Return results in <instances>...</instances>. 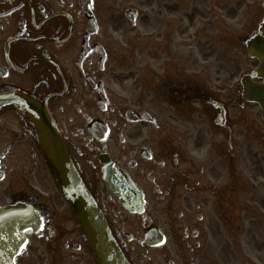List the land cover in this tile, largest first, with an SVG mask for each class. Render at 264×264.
<instances>
[{
  "label": "flooded vegetation",
  "instance_id": "af4514ba",
  "mask_svg": "<svg viewBox=\"0 0 264 264\" xmlns=\"http://www.w3.org/2000/svg\"><path fill=\"white\" fill-rule=\"evenodd\" d=\"M253 3L261 14L264 0ZM196 12L194 0H0V92L44 104L130 264H264V122L241 117L224 17L203 38ZM172 18L186 23L173 31ZM243 40H231L239 53ZM155 44L173 47L163 69ZM3 207L37 223L17 255L0 228V264H96L29 119L10 105Z\"/></svg>",
  "mask_w": 264,
  "mask_h": 264
},
{
  "label": "water",
  "instance_id": "95a60500",
  "mask_svg": "<svg viewBox=\"0 0 264 264\" xmlns=\"http://www.w3.org/2000/svg\"><path fill=\"white\" fill-rule=\"evenodd\" d=\"M245 45L249 57L258 59L260 64L257 70L244 75L241 80L242 101L257 102L264 119V36L260 32L253 33L246 39ZM253 77L263 79V83H254L251 80ZM4 105H11L29 118L43 157L60 192L70 202L97 264H129L111 236L102 213L71 163L43 103L28 94L8 91L0 92V107ZM33 222H37L36 219H32L22 210L0 209L1 229L6 230V235L4 234L3 237L13 239L12 253L19 251L24 241L22 232ZM2 254L4 255L3 252Z\"/></svg>",
  "mask_w": 264,
  "mask_h": 264
},
{
  "label": "rangeland",
  "instance_id": "374dc122",
  "mask_svg": "<svg viewBox=\"0 0 264 264\" xmlns=\"http://www.w3.org/2000/svg\"><path fill=\"white\" fill-rule=\"evenodd\" d=\"M217 1L218 6H217ZM254 0H194V4L198 6V8L201 11L204 12H196L197 17L194 19L193 28L195 30L200 29L201 35H203V38H206L208 36L216 35V29L213 28V23L217 22L218 20H221V16L224 17L225 20V28H224V37L226 41V52L230 56H237L240 59V71L245 72L250 70L252 67L256 65V62L253 60H250L246 55V50L242 44L240 53L238 52V47L235 44H232L233 37L237 35H241L243 38L253 29L255 22L259 21L261 18V15L264 14V9L262 8V13L259 14L258 8H261L257 5V8H255ZM175 1H173V4ZM210 4L212 8V12H208L206 14V9L203 7L204 5ZM217 7L219 8V11L217 12ZM225 11V12H224ZM257 11V12H256ZM218 14L219 17L217 18L215 15ZM180 18V15H179ZM183 21V23H181ZM180 22L170 23L167 21V24H171V27L173 28V31L175 30L178 25L185 24L186 20L184 18ZM264 23V22H263ZM262 23L261 28H263L264 31V24ZM164 27V24H161ZM182 30V29H181ZM183 31V30H182ZM151 47V50H149ZM156 48H160L158 52L161 54L160 57H157L160 59V65L155 66L153 68H165L163 66L164 63L167 62V56H163L165 52H173V47L170 45H154ZM148 49V50H147ZM146 49L147 54H154L156 53L153 50V47L151 45H148ZM154 57V56H152ZM151 56L145 57L147 59L152 58ZM146 59V60H147ZM153 62V61H152ZM237 74V73H236ZM228 78V75H227ZM237 75L234 76V79L230 82L232 84L237 80ZM228 83V82H227ZM241 117L242 118H249V119H255L258 124L261 122L260 118V110L257 106L246 103L241 108Z\"/></svg>",
  "mask_w": 264,
  "mask_h": 264
}]
</instances>
